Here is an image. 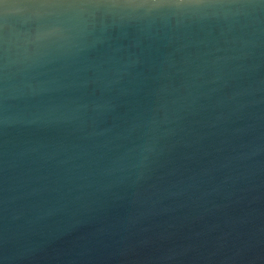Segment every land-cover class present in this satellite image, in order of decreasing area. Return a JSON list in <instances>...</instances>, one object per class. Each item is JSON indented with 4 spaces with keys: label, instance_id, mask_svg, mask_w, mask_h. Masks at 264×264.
<instances>
[{
    "label": "water",
    "instance_id": "1",
    "mask_svg": "<svg viewBox=\"0 0 264 264\" xmlns=\"http://www.w3.org/2000/svg\"><path fill=\"white\" fill-rule=\"evenodd\" d=\"M0 264H264V4H0Z\"/></svg>",
    "mask_w": 264,
    "mask_h": 264
},
{
    "label": "snow or ice",
    "instance_id": "2",
    "mask_svg": "<svg viewBox=\"0 0 264 264\" xmlns=\"http://www.w3.org/2000/svg\"><path fill=\"white\" fill-rule=\"evenodd\" d=\"M4 0H0L2 4ZM220 0H152L154 6H170V7H199L219 3ZM260 4H264V0H259Z\"/></svg>",
    "mask_w": 264,
    "mask_h": 264
}]
</instances>
